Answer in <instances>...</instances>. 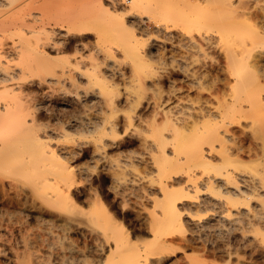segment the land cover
Masks as SVG:
<instances>
[{
  "label": "bare ground",
  "instance_id": "obj_1",
  "mask_svg": "<svg viewBox=\"0 0 264 264\" xmlns=\"http://www.w3.org/2000/svg\"><path fill=\"white\" fill-rule=\"evenodd\" d=\"M262 41L264 0H0L1 264H264Z\"/></svg>",
  "mask_w": 264,
  "mask_h": 264
},
{
  "label": "rangeland",
  "instance_id": "obj_2",
  "mask_svg": "<svg viewBox=\"0 0 264 264\" xmlns=\"http://www.w3.org/2000/svg\"><path fill=\"white\" fill-rule=\"evenodd\" d=\"M205 7L206 6H204V8ZM197 27H199V26L196 25V24L195 25L194 24L192 25V30H193V33L194 34L197 32ZM209 27H208V29H209ZM208 31L210 32L212 30L210 29ZM261 48L264 49V41H262V43H261ZM215 50L213 48H209V49H207L208 52L206 51L207 53L206 52H204V53L202 52L203 53L202 54L200 51H198L200 53L194 51V53H193L194 55L191 54V56L193 55L192 56L193 59H194V57H197V58H195V60L201 59V60H197L196 62H198V63H199V61H200V63H203L204 62L203 64L205 65L206 69H208V68L210 69V70L208 69V71L210 73L207 74L209 77L206 78V76H207L206 75L203 78L204 80L202 79L203 80V83H204V86H207V87H211V86L213 87L214 86V83L212 84V82H214V80H215V79L213 80V78H215V73H216V71H215L216 70V64L215 63H216L217 60L220 59L219 58L220 57V52L217 49H215ZM217 58H219V59H217ZM212 65H215V66H212ZM181 84H182V82H180L178 80L177 81V85L180 86ZM185 89H187V88H185ZM197 90L198 89L193 88V87L190 88L189 89L190 95L192 97L193 96L195 97L196 95H198V91ZM204 90H205L204 92L202 91V95L207 96L208 91H206V89H204ZM124 149H133V150H136V149H138V145L137 144H131V145L126 146ZM125 151H127V150H125ZM36 205H38V204L35 203V206L32 207V208H30L35 216H37L39 214L38 212H40V210H41L39 208H36L37 207ZM115 209H118L119 210V208H117V207H115ZM120 213H121V211H120ZM124 213L126 215V220L124 222V227L127 230H129V231H135L139 237H144V238L147 237L148 236L147 231H145V229H143V227L141 225H139V223L143 219V214L144 213L142 214L141 217H139L137 215V209H136V207H134V201L131 200V201H128L127 202V204L125 205L124 209L122 210L121 215H123ZM45 219L49 220V217H45ZM35 222H34V224H35L36 227L41 226V227H39V229L43 227V229H45V231H46V228L48 229V227H49L47 225L50 224V223L47 224V222H43V223H38L37 221H35ZM34 229H37V228H34ZM0 231H5V230L0 229ZM59 233H61L60 234V240L58 239L59 245H61V244H63V245L66 244L65 246H74L75 245V247H78L79 246V247H84V248L86 246L87 247H89V246H100L99 245V240L90 239L89 237H87V235L86 236L82 235L79 232V230H70V231H64L63 230V231H59ZM2 247L3 246H0V248H2ZM15 247H17L18 250H20V251L23 248V246H15ZM87 247L85 249L86 250H89ZM36 250H37V252H39L41 254H45V256H46V246H36ZM29 251H30V249H28V251L26 250V252H29ZM183 252H184V249L183 248L178 249L174 254L171 255L172 259H175L176 257L177 258L179 257V259H180V257L183 254ZM186 253H193V252L188 249V252H186ZM194 255H196V253ZM220 257H221L220 255L218 257V254H217V256H215V258H217L218 260L220 259ZM1 259L4 260L3 258H1ZM2 260H0V264L2 263L1 262ZM243 260L244 259H242L241 263H243ZM194 261H196V259ZM245 261L247 262V260H245ZM213 263L215 264L217 262L216 261H213V260L208 261V264H213ZM37 264H46V260H44L43 262L37 263Z\"/></svg>",
  "mask_w": 264,
  "mask_h": 264
}]
</instances>
